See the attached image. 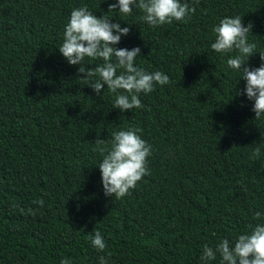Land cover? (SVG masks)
I'll use <instances>...</instances> for the list:
<instances>
[{"label": "trees", "instance_id": "1", "mask_svg": "<svg viewBox=\"0 0 264 264\" xmlns=\"http://www.w3.org/2000/svg\"><path fill=\"white\" fill-rule=\"evenodd\" d=\"M112 2L0 0V264H205L204 245H234L264 224V116L255 119L254 101L239 94L246 81L227 66L238 53L211 49L214 27L239 15L257 45L247 66L259 67L264 0H187L196 9L187 23L157 28L136 8L108 13ZM83 6L130 27L117 47H140L136 66L170 77L140 94L142 109H114L115 94L105 85L96 95L59 52ZM131 127L151 145V175L118 200L104 193L95 141L110 147ZM97 230L104 252L90 242Z\"/></svg>", "mask_w": 264, "mask_h": 264}, {"label": "clouds", "instance_id": "2", "mask_svg": "<svg viewBox=\"0 0 264 264\" xmlns=\"http://www.w3.org/2000/svg\"><path fill=\"white\" fill-rule=\"evenodd\" d=\"M134 8L144 13L143 21L152 28L170 25L174 21L187 23L196 11L187 0H116L109 3L108 13L118 10L122 15L130 16ZM252 28L253 24L250 22L245 26L239 15L222 18L213 29L216 39L211 44V49L221 56L238 53L227 59V66L239 72L246 81L243 92L239 94L254 101L252 111L255 119H260L264 116V53H259L262 61L259 67L247 66L249 58L256 54L257 47L248 39ZM130 31V27L114 23L107 14L98 17L87 6H83L72 10L65 26L63 43L58 48L70 65L79 66L78 77L96 95L101 94L105 85L115 94L113 108L121 112L142 109L144 105L139 98L141 93L150 94L156 90L157 85L165 86L170 83L167 74L161 71L148 72L136 66V58L142 56L140 47H117L121 38L129 35ZM85 58L102 60L103 63L89 68L85 64ZM140 133L142 129L139 127L113 132L110 147L104 139L98 138L95 141L94 150L103 156L98 167L106 196L123 199L138 187V182L143 177L151 175L148 168V158L152 155L151 145L142 139ZM258 155L257 148L254 156ZM32 203L38 207L44 206L43 199ZM20 212L24 214V209L21 208ZM27 214L34 216L36 211L29 208ZM261 215L257 212L255 218L260 219ZM249 227L251 231L238 235L234 245L228 239L222 240L215 249L204 245L201 260L208 264L219 253L220 264H264V224ZM90 242L99 252H104L107 248V243L98 230L90 237ZM99 260L100 264H108L104 256H100ZM60 264H71V261L64 258Z\"/></svg>", "mask_w": 264, "mask_h": 264}]
</instances>
